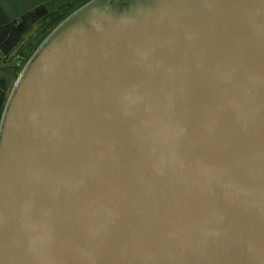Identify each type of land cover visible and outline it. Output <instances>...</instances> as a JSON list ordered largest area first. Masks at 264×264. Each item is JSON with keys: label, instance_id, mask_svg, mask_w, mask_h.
<instances>
[{"label": "water", "instance_id": "obj_1", "mask_svg": "<svg viewBox=\"0 0 264 264\" xmlns=\"http://www.w3.org/2000/svg\"><path fill=\"white\" fill-rule=\"evenodd\" d=\"M90 0H0V112ZM0 137V264H264V0L89 5Z\"/></svg>", "mask_w": 264, "mask_h": 264}, {"label": "built area", "instance_id": "obj_2", "mask_svg": "<svg viewBox=\"0 0 264 264\" xmlns=\"http://www.w3.org/2000/svg\"><path fill=\"white\" fill-rule=\"evenodd\" d=\"M97 1L99 0H93L90 4H87L86 6L88 7L89 5H92L93 3H96ZM86 7H82L78 12L75 13L78 14L80 11L84 10ZM73 17L67 19L64 23H62V25L59 26L58 29L54 30L52 33L54 34L56 31H58L66 22H68L70 19H72ZM52 34V35H53ZM51 35V36H52ZM50 35L47 36V38L44 40V42L42 43V45L38 46L36 48V50L31 54V56L29 57V59L23 63V65L21 66L19 72H18V78L15 82H12L10 84V87L6 93V97H5V101H4V108H3V111H2V114H1V124H0V133H1V129H2V125H3V122H4V119L6 118V115H7V112H8V109L10 107V104L19 88V83H18V80L21 79L22 77H24V75L26 74L30 64L32 63V61L34 60L35 56L37 55L38 51L40 50V48H42L43 44L51 37ZM38 49V50H37Z\"/></svg>", "mask_w": 264, "mask_h": 264}, {"label": "flooded vegetation", "instance_id": "obj_3", "mask_svg": "<svg viewBox=\"0 0 264 264\" xmlns=\"http://www.w3.org/2000/svg\"><path fill=\"white\" fill-rule=\"evenodd\" d=\"M100 1V0H99ZM98 2V1H97ZM128 4V0H116V5L119 7V8H122L123 6L127 5ZM84 5V4H83ZM83 5H80L78 7H76L73 11H71L67 16H70V14H72L73 12H78L82 7ZM64 22V21H62ZM49 33V32H48ZM26 46L27 47H32V51L30 53V55L36 50V48L38 46H40L44 41H41V42H37L35 40H32V39H26ZM29 55V56H30ZM10 87V86H9ZM9 89V88H8ZM5 101V100H4ZM3 108H4V102L2 104V108H1V112H0V119H1V114H2V111H3Z\"/></svg>", "mask_w": 264, "mask_h": 264}, {"label": "rangeland", "instance_id": "obj_4", "mask_svg": "<svg viewBox=\"0 0 264 264\" xmlns=\"http://www.w3.org/2000/svg\"><path fill=\"white\" fill-rule=\"evenodd\" d=\"M92 1H93V0L88 1L87 3H85V4L83 5V7H87L86 5H87V4H90ZM94 1H95V0H94ZM100 1H101V0H100ZM74 16H75V12H73L72 14H70V16L65 17L63 21L65 22L67 19H69V18H71V17H74ZM64 22H63V23H64ZM60 25H62V24H60ZM60 25H57V26H55L54 28H52L51 31H50V32L44 37V39H43L42 41H44V40L47 38V36L50 35V33H52L54 30H56L57 27H59ZM30 56H31V55H30ZM30 56H28V57L24 60V62H26V61L29 59ZM24 62H23V63H24ZM23 63H22V65H23ZM22 65H21V66H22ZM20 68H21V67H20ZM1 119H2V118H1ZM1 119H0V124H1Z\"/></svg>", "mask_w": 264, "mask_h": 264}, {"label": "bare ground", "instance_id": "obj_5", "mask_svg": "<svg viewBox=\"0 0 264 264\" xmlns=\"http://www.w3.org/2000/svg\"><path fill=\"white\" fill-rule=\"evenodd\" d=\"M62 23H63V22L61 21L58 25H60V24H62ZM58 28H59V27H58ZM58 28H57V29H58ZM52 34H53V33H50V36H51ZM41 45H42V44H41ZM43 46H44V44H43ZM43 46H42V47H43ZM37 50H38V49H37ZM40 50H41V48H40ZM40 50H39V51H40ZM39 51H38V53H39ZM38 53H37V54H38ZM35 57H36V56H35ZM4 121H5V119H4ZM3 125H4V122H3ZM3 125H2V129H3ZM2 129H1L0 137H1V134H2Z\"/></svg>", "mask_w": 264, "mask_h": 264}]
</instances>
